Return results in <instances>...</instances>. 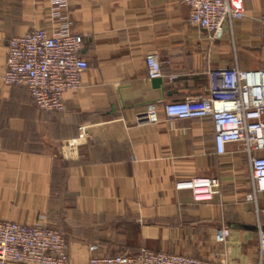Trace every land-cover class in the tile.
Masks as SVG:
<instances>
[{"label":"crops","instance_id":"crops-1","mask_svg":"<svg viewBox=\"0 0 264 264\" xmlns=\"http://www.w3.org/2000/svg\"><path fill=\"white\" fill-rule=\"evenodd\" d=\"M245 6L246 18L213 40L189 22L184 0H0V220L45 218L64 234L69 264L142 247L264 264V192L256 203L246 198L248 155L239 143L218 154L212 119L165 112L168 103L205 95L211 69L264 68V0ZM57 12L72 19L90 63L63 112L40 109L26 86L3 81L10 39L56 29ZM248 49L253 63L240 55ZM151 54L163 64L159 87L149 77ZM153 104L158 121L141 119ZM196 177H219L220 193L196 201L176 187ZM223 227L231 229L224 245L216 241Z\"/></svg>","mask_w":264,"mask_h":264},{"label":"built area","instance_id":"built-area-1","mask_svg":"<svg viewBox=\"0 0 264 264\" xmlns=\"http://www.w3.org/2000/svg\"><path fill=\"white\" fill-rule=\"evenodd\" d=\"M190 8L189 22L207 30L213 40L223 37L226 25L246 18L245 0H184ZM264 25V14L259 17ZM56 29L31 30L10 39L3 81L26 86L34 103L42 110L63 112L65 94L82 86V75L90 63L81 51L83 37L71 31L73 21L64 13L54 15ZM149 77L164 78L158 55L147 58ZM214 79L205 95L168 103L171 118H210L215 125V145L224 154L227 145L239 143L248 155L253 188L248 201L257 202L264 192V68L244 70L238 65L211 69ZM174 77H170L173 80ZM157 122L156 105L140 117ZM178 189L190 190L196 201H209L220 193L219 177H196L179 181ZM229 227L216 232V241L226 244ZM264 251V225L259 226ZM66 238L62 231L41 218L34 225L0 220V264H69ZM84 264H236L226 259L210 261L184 254L159 252L147 247L135 254L93 256Z\"/></svg>","mask_w":264,"mask_h":264},{"label":"rangeland","instance_id":"rangeland-1","mask_svg":"<svg viewBox=\"0 0 264 264\" xmlns=\"http://www.w3.org/2000/svg\"><path fill=\"white\" fill-rule=\"evenodd\" d=\"M253 53L254 52L252 50L248 49L247 51L242 50L240 52V55L244 57L245 60H249L251 63H253L254 60L257 58L255 57V55H253Z\"/></svg>","mask_w":264,"mask_h":264},{"label":"water","instance_id":"water-1","mask_svg":"<svg viewBox=\"0 0 264 264\" xmlns=\"http://www.w3.org/2000/svg\"><path fill=\"white\" fill-rule=\"evenodd\" d=\"M153 83L156 87L162 86L164 84V79L159 77V78H154Z\"/></svg>","mask_w":264,"mask_h":264}]
</instances>
